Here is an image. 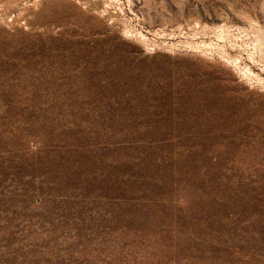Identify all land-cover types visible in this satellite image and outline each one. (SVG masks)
<instances>
[{"label":"rangeland","instance_id":"1","mask_svg":"<svg viewBox=\"0 0 264 264\" xmlns=\"http://www.w3.org/2000/svg\"><path fill=\"white\" fill-rule=\"evenodd\" d=\"M0 264H264V0H0Z\"/></svg>","mask_w":264,"mask_h":264}]
</instances>
